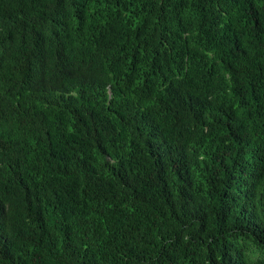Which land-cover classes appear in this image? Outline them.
I'll list each match as a JSON object with an SVG mask.
<instances>
[{"label": "trees", "instance_id": "trees-1", "mask_svg": "<svg viewBox=\"0 0 264 264\" xmlns=\"http://www.w3.org/2000/svg\"><path fill=\"white\" fill-rule=\"evenodd\" d=\"M0 264H264V0H0Z\"/></svg>", "mask_w": 264, "mask_h": 264}]
</instances>
